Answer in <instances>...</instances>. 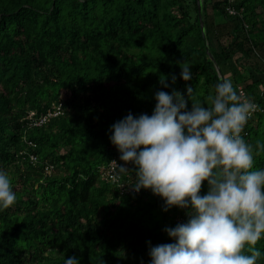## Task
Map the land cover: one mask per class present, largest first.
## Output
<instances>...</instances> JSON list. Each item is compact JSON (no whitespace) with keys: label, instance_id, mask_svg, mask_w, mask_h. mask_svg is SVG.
I'll list each match as a JSON object with an SVG mask.
<instances>
[{"label":"trees","instance_id":"1","mask_svg":"<svg viewBox=\"0 0 264 264\" xmlns=\"http://www.w3.org/2000/svg\"><path fill=\"white\" fill-rule=\"evenodd\" d=\"M202 5L206 41L197 0H0V167L16 192L0 209V264H148L147 242L172 241L163 229L183 222L185 209L163 210L149 188L121 193L103 176L112 158L134 169L109 125L128 111L151 114L158 89L192 86L188 107L207 104L219 74L206 45L221 75L260 106L241 135L264 140V0ZM182 61L190 80L179 76ZM58 101L60 114L30 123V110ZM254 167H264V151ZM256 247L264 252V237Z\"/></svg>","mask_w":264,"mask_h":264},{"label":"clouds","instance_id":"2","mask_svg":"<svg viewBox=\"0 0 264 264\" xmlns=\"http://www.w3.org/2000/svg\"><path fill=\"white\" fill-rule=\"evenodd\" d=\"M180 69L183 80L192 78L189 63L180 62ZM159 83L169 87L164 75ZM213 89L207 104L191 100L190 107L185 96L190 99L192 86L184 94L158 89L151 114L128 111L109 125L120 160L134 165L130 170L110 160L113 183L149 188L162 198L163 210L185 209L183 222L163 229L171 242H147L148 264H257L264 256L256 247L264 237V167H254L264 140L253 145L241 135L256 104L230 77L218 76ZM130 171L134 178L122 181L121 173ZM15 200L12 178L0 167V209ZM62 264H79V258L68 256Z\"/></svg>","mask_w":264,"mask_h":264},{"label":"built area","instance_id":"3","mask_svg":"<svg viewBox=\"0 0 264 264\" xmlns=\"http://www.w3.org/2000/svg\"><path fill=\"white\" fill-rule=\"evenodd\" d=\"M227 9H228V11H230V12L233 13V9H231L229 7ZM238 91H240L244 96L249 97L247 95L246 90L242 87V85H238ZM257 91H259L260 93L264 92V83H260L259 84V86L257 88ZM254 103L256 104V108L252 111V114L250 115V117L248 118V120L252 117V115L256 111H258L260 109V106L255 101H254ZM61 112H62V104H61L60 101H58V102H53L51 104V106L47 108L46 111L40 112L38 114L34 110H30L29 111V114H28V117L30 118V123L32 125H40L43 122H45L49 117L56 116V115L60 114ZM242 132L244 134L246 133V131L244 129L242 130ZM30 158L32 160H35V157L32 154L30 155ZM112 159H115V158H112ZM112 159H110V160H112ZM110 160H109V162L107 163V165L103 169V176L107 180L112 181L111 174H110V172H111V170H110ZM117 163H118V161H117ZM116 185L119 188V190H120L121 193L122 192H125V191H136V190H134V188H133L132 185L127 186V184L125 182L121 183L119 186H118V184H116Z\"/></svg>","mask_w":264,"mask_h":264},{"label":"water","instance_id":"4","mask_svg":"<svg viewBox=\"0 0 264 264\" xmlns=\"http://www.w3.org/2000/svg\"><path fill=\"white\" fill-rule=\"evenodd\" d=\"M197 9H198V17H199V23H200V27H201V31H202V35L206 41V34H205V27H204V19H203V5H202V0H197ZM206 50L207 53L209 55V57L211 58V60L213 61V63L215 64L216 70L219 74V76L221 75L220 72V68L216 62V60L214 59L212 53L210 52L208 46L206 45Z\"/></svg>","mask_w":264,"mask_h":264},{"label":"rangeland","instance_id":"5","mask_svg":"<svg viewBox=\"0 0 264 264\" xmlns=\"http://www.w3.org/2000/svg\"><path fill=\"white\" fill-rule=\"evenodd\" d=\"M64 94V92H62Z\"/></svg>","mask_w":264,"mask_h":264}]
</instances>
